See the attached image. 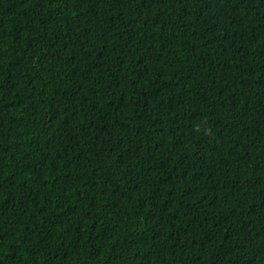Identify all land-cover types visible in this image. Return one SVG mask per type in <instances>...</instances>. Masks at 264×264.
<instances>
[{"label":"trees","instance_id":"obj_1","mask_svg":"<svg viewBox=\"0 0 264 264\" xmlns=\"http://www.w3.org/2000/svg\"><path fill=\"white\" fill-rule=\"evenodd\" d=\"M0 264H264V0H0Z\"/></svg>","mask_w":264,"mask_h":264}]
</instances>
